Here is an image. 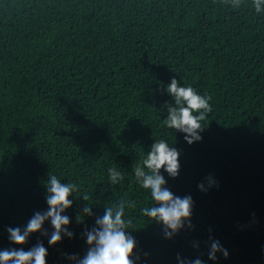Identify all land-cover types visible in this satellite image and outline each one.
Masks as SVG:
<instances>
[{"label":"trees","instance_id":"trees-1","mask_svg":"<svg viewBox=\"0 0 264 264\" xmlns=\"http://www.w3.org/2000/svg\"><path fill=\"white\" fill-rule=\"evenodd\" d=\"M173 77L210 97L191 144L163 123ZM160 138L179 152L176 177L161 169L166 187L193 201L191 227L170 239L139 213L151 197L132 174ZM48 174L80 185L66 210L74 236L15 245L7 228L47 209ZM82 197L93 215L78 221ZM121 197L137 203L126 230L136 264H264V13L252 0H0V249L43 242L46 264H74L85 230ZM213 240L226 258L208 259Z\"/></svg>","mask_w":264,"mask_h":264},{"label":"clouds","instance_id":"clouds-1","mask_svg":"<svg viewBox=\"0 0 264 264\" xmlns=\"http://www.w3.org/2000/svg\"><path fill=\"white\" fill-rule=\"evenodd\" d=\"M227 5L233 9L241 7V0H227ZM252 9L256 14L264 13V0H252ZM165 92L171 97V102H165L166 115L163 123L167 128L184 133V140L191 144L202 137L203 121L207 113L211 111L210 97L201 94L192 86H185L173 77L164 86ZM179 152L164 138L154 140L150 149L140 158L132 169L135 182L150 197L148 206L139 208V213L161 226L165 238H172L185 226L191 227V215L193 201L190 195L183 197L174 195L166 187L164 174L176 177L179 174ZM125 179V174L118 166H110L107 169V180L112 185H119ZM209 179V186L213 183ZM198 189L206 191L203 182L198 183ZM45 200L47 209L37 211L23 227H8L9 241L15 245H23L32 233L40 232L47 236L48 245L52 246L62 240L63 237L73 238L70 230V218L66 210L73 204V199L80 191V185L76 182L65 181L55 174H48L45 182ZM73 199H69V197ZM88 202L87 197H82ZM92 204L89 202L82 208L80 215L76 217L82 221L86 216H92ZM137 208V203L131 198H119L111 205L104 207L102 216L95 219L91 229H86L84 236L89 246L83 257L76 254L68 255V259L74 264H136L133 257L135 239L126 231L131 229V218L127 215L129 210ZM50 222L52 232L47 234L43 229L45 222ZM48 250L43 242H38L28 250L23 248L0 249V264H46ZM217 253L225 258L228 251L219 241L213 240L208 252V259L216 261ZM178 264H205L199 257L195 259L181 258L177 254Z\"/></svg>","mask_w":264,"mask_h":264}]
</instances>
